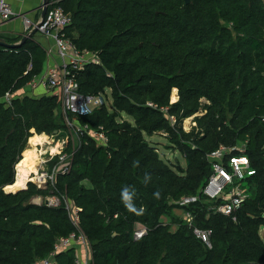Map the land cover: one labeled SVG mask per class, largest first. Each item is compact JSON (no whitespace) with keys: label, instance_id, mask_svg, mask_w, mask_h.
<instances>
[{"label":"trees","instance_id":"obj_1","mask_svg":"<svg viewBox=\"0 0 264 264\" xmlns=\"http://www.w3.org/2000/svg\"><path fill=\"white\" fill-rule=\"evenodd\" d=\"M60 6L71 17L64 36L98 59L76 74L80 94L109 90L112 100L111 110L103 104L78 121L101 126L108 141L83 138L54 188L28 183L5 192L28 140L68 129L58 96L18 95L43 70L34 36L16 48L0 46V264H38L76 231L64 201L31 202L55 194L80 209L90 264H264L263 0H62ZM24 35L0 38L16 44ZM199 111L185 131L183 121ZM157 133L184 166L163 160L144 137ZM219 147L226 149L225 166L230 157H246L254 171L233 179L244 182L247 194L233 216L212 209L222 198L211 201L201 192L213 173L210 153ZM189 196L197 200L179 205ZM177 210L191 214V225ZM139 228L146 233L134 240ZM194 228L211 230V248ZM75 259L71 246L51 264Z\"/></svg>","mask_w":264,"mask_h":264},{"label":"built area","instance_id":"obj_2","mask_svg":"<svg viewBox=\"0 0 264 264\" xmlns=\"http://www.w3.org/2000/svg\"><path fill=\"white\" fill-rule=\"evenodd\" d=\"M61 1L62 0H49L44 17L37 23H32L28 18L23 16L24 34L30 32L33 27L39 24L36 35L52 39L56 48V54L60 59V64L58 66L48 67L27 85L33 88H42L49 94H55L60 98L62 118L68 129V133L65 135L66 137L61 140V145L59 144L57 154L48 157L46 161L42 160L40 162L43 171H41V173L39 171L34 175L35 181H32L33 184H37L36 187L38 189H46L48 187L54 188L57 176L65 175L70 172L73 152L80 147L83 138L90 136L103 146H106L108 141L101 126L91 128L89 124H81L78 121L79 117L91 115L96 108L105 104L104 98H106V96L102 93H98L96 96L82 95L79 92V85L75 79L76 74L81 71L83 66L98 63V59L96 55L88 51H79L62 33V31L70 25L71 17L69 14L65 13L60 6ZM13 15L14 11L9 4V0H0V26ZM12 97V93L8 92L5 94L4 100L10 104ZM68 145H71L72 148V152L70 153L65 151ZM224 155H226V149L224 147H219L217 150L210 153L213 173L201 192L211 201L222 198L225 202L221 205L214 206L212 209L222 215L233 216V213L239 209L245 200V190L237 185L228 191L229 193L226 197H223V194L226 192L225 189L228 185L233 183V179L236 178L241 180L245 175H252L254 171L250 168L249 161L246 157H230L228 164L225 166L222 162ZM48 162H51V165L43 168V165ZM51 197L50 200H47L46 205L57 206L60 200L64 201L69 220L76 231L71 233L68 237L59 238L54 244L50 256L40 261L38 264H51L52 258L56 253L67 250L71 246L84 250L83 259L76 256L75 264H90V244L79 228L80 209L69 203L63 195L55 194L51 195ZM53 197L57 199L55 202H53ZM196 200L195 196L181 197L178 203L184 206ZM182 217L191 225L192 216L189 212H183ZM234 219L233 217V220ZM145 233L146 230L144 228L137 229L133 234L134 240L140 239ZM193 233L208 248H211V230L194 228Z\"/></svg>","mask_w":264,"mask_h":264},{"label":"rangeland","instance_id":"obj_3","mask_svg":"<svg viewBox=\"0 0 264 264\" xmlns=\"http://www.w3.org/2000/svg\"><path fill=\"white\" fill-rule=\"evenodd\" d=\"M38 37H40V36H38ZM35 92L36 93L39 92V94H40L42 92V90L40 88V89L36 90ZM106 94H107L106 98H104L105 105L107 106V108L109 110H111V108H112V100H111V97H110V91L107 90ZM177 99H178L177 91L173 89V91L171 93V102H175ZM200 112L201 111H199L194 116H192L190 118H187V119H185L183 121L182 127H183V129L185 131H190L194 127L195 123L193 122V118L195 116L201 115L202 112L201 113ZM121 116H122V119L125 118L124 120L127 119L128 121H132V119L129 116L125 115V114H121ZM34 135L37 136V134H34ZM34 135L28 140V145H27L26 149L24 150V152L22 153V158H23V154L25 152H30L31 150H34L36 152V157L34 158L35 163H36L34 169H36V170L28 172L27 173V174H29L28 177H25V176L22 177L24 186L26 185V188L28 186V183H32L33 184L32 181H35L34 175H36L39 171H40V173H41V171H43L41 169V163L40 162L42 160L46 161L48 157L57 154L58 147H59V144L61 143V140H63L66 137L65 133L59 134L58 136H55V137L46 135L47 139L45 141L43 140L42 142H40V141L39 142H35L34 139H33L35 137ZM144 137L150 144L155 146V148L157 149L158 154L161 156V158L163 160H165L166 162H169L171 164H180L181 166L185 165V161H184V159L182 158L181 154L178 151H176L174 148H170V146L167 148V145H169V143L166 140L164 133H157V134H153L151 136L144 135ZM55 147H57V149H56V151H53V149ZM20 161H19V163H20ZM50 165H51V162L50 163L48 162L47 164L43 165V168L49 167ZM15 169H16L15 180H17V177L20 174L19 170L17 169V165H16ZM28 170H30V169H26L25 171L27 172ZM29 181H31V182H29ZM234 184L236 186L239 185L240 187L241 186L244 187V182H242V184H241V182L238 183L237 180H236V182ZM234 184H230V185H228L226 187V189H225L226 192L223 194V197H226L228 195V193H229L228 191H230L235 186ZM34 185L36 186L37 184L35 183ZM22 188H24V187H22ZM19 189H21V187ZM42 190H45V189H42ZM244 195H245V198H246L247 194L245 193ZM249 195H250V193H248V197H249ZM55 197H53V202H55L57 200L56 198H58V197H56V198ZM51 198H52L51 195L47 196V197L36 196V197H33L31 199V202L34 203V204H42V203L46 204L47 200H50ZM182 215H183V213H182ZM262 231H263V229L260 231V233L264 237V232H262Z\"/></svg>","mask_w":264,"mask_h":264},{"label":"crops","instance_id":"obj_4","mask_svg":"<svg viewBox=\"0 0 264 264\" xmlns=\"http://www.w3.org/2000/svg\"><path fill=\"white\" fill-rule=\"evenodd\" d=\"M9 4L11 5L14 11V15L8 21H6L2 26H0V35H6L11 37L23 35L24 34L23 16L28 18L32 23H37L40 19H42L41 7L43 4V0H9ZM38 36L39 35H35L34 40L40 45L45 55L42 71L46 70L48 67L58 66L60 64V59L56 54V48L53 40L50 38H44ZM38 89L40 88L39 87L33 88L30 85H26L18 93V95L21 97L22 96L33 97L46 92L45 90L43 91V89L41 88L42 92L40 94L39 92L36 93L35 91ZM23 189H26V185L24 186V188L21 187V189L19 190H23ZM175 212L178 215H182L183 213L182 210L181 211L177 210ZM75 254L77 257L83 259L84 250L81 248H75Z\"/></svg>","mask_w":264,"mask_h":264},{"label":"bare ground","instance_id":"obj_5","mask_svg":"<svg viewBox=\"0 0 264 264\" xmlns=\"http://www.w3.org/2000/svg\"><path fill=\"white\" fill-rule=\"evenodd\" d=\"M176 90V89H174ZM175 96V95H174ZM35 136V135H34ZM35 142H42L43 140L45 141L47 139L45 134L37 135L34 138ZM57 147L53 149V151H56ZM36 157V152L34 150H31L30 152H25L23 154V158L20 161V163L17 164V169L19 170V176L17 177L16 182L13 185L6 186L4 190L6 192H15L17 191L20 187H24L23 183V176L28 177L29 174L28 172L35 171L34 169L36 163L34 158ZM26 169H30L27 172L25 171Z\"/></svg>","mask_w":264,"mask_h":264},{"label":"water","instance_id":"obj_6","mask_svg":"<svg viewBox=\"0 0 264 264\" xmlns=\"http://www.w3.org/2000/svg\"><path fill=\"white\" fill-rule=\"evenodd\" d=\"M186 3L189 2V0H185ZM48 3H49V0H43V4H42V7H41V16L42 18L44 17L46 11H47V8H48ZM39 26V24H37L35 27H33V29L26 33L22 39L20 40L19 43H16V44H7L5 42V40L1 39L0 38V46H6V47H12V48H16V47H19L21 46L22 44H24V42L28 39V38H32L33 36L36 35V32H37V27ZM54 134H56V131L54 132ZM260 216V215H259Z\"/></svg>","mask_w":264,"mask_h":264},{"label":"clouds","instance_id":"obj_7","mask_svg":"<svg viewBox=\"0 0 264 264\" xmlns=\"http://www.w3.org/2000/svg\"><path fill=\"white\" fill-rule=\"evenodd\" d=\"M124 198H125V200H127V199H128V195H127V193H125V197H124Z\"/></svg>","mask_w":264,"mask_h":264}]
</instances>
